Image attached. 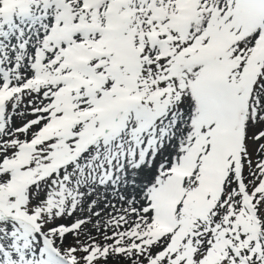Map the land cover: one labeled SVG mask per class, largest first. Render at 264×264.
<instances>
[{
  "label": "snow or ice",
  "instance_id": "obj_1",
  "mask_svg": "<svg viewBox=\"0 0 264 264\" xmlns=\"http://www.w3.org/2000/svg\"><path fill=\"white\" fill-rule=\"evenodd\" d=\"M0 264H264V0H0Z\"/></svg>",
  "mask_w": 264,
  "mask_h": 264
}]
</instances>
